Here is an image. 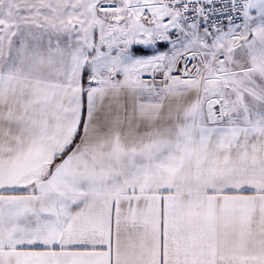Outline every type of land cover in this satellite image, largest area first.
<instances>
[{
  "label": "snow or ice",
  "instance_id": "snow-or-ice-1",
  "mask_svg": "<svg viewBox=\"0 0 264 264\" xmlns=\"http://www.w3.org/2000/svg\"><path fill=\"white\" fill-rule=\"evenodd\" d=\"M0 264H264V0H0Z\"/></svg>",
  "mask_w": 264,
  "mask_h": 264
}]
</instances>
